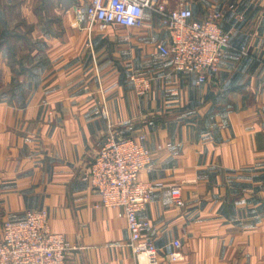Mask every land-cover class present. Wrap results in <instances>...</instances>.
I'll list each match as a JSON object with an SVG mask.
<instances>
[{
    "label": "crops",
    "instance_id": "1",
    "mask_svg": "<svg viewBox=\"0 0 264 264\" xmlns=\"http://www.w3.org/2000/svg\"><path fill=\"white\" fill-rule=\"evenodd\" d=\"M165 1L196 19L223 14L230 46L211 81L160 56L167 32L153 13L142 27L90 25L75 9L91 0H0V240L7 214L45 209L76 247L67 264H139L119 210L97 207L85 180L112 125L151 151L139 218L162 264H264V0ZM133 72L151 79L145 97Z\"/></svg>",
    "mask_w": 264,
    "mask_h": 264
},
{
    "label": "built area",
    "instance_id": "2",
    "mask_svg": "<svg viewBox=\"0 0 264 264\" xmlns=\"http://www.w3.org/2000/svg\"><path fill=\"white\" fill-rule=\"evenodd\" d=\"M155 14L167 32L157 51L175 71L194 75L199 84L212 80L221 70L225 49L230 46L231 33L222 26L223 14L213 11L196 19L188 7L169 8L165 0H91L86 7L75 9L77 23L142 27L146 13ZM130 82L138 97L151 91V79L144 73L133 72ZM108 120L105 103L97 112ZM145 136L120 137L109 125L99 142L96 155L85 180L99 193L97 207L119 210L130 233L129 247L138 263L162 264L158 249L144 234L150 228L147 220L139 218L151 201L154 185L141 180V173L152 163ZM175 204L184 206L182 187L171 189ZM176 251L169 255L172 262L181 259L179 240L173 242ZM65 234L52 231L49 213L45 209L27 211L22 220L7 214L2 222L0 264H67L69 253L75 249Z\"/></svg>",
    "mask_w": 264,
    "mask_h": 264
},
{
    "label": "rangeland",
    "instance_id": "3",
    "mask_svg": "<svg viewBox=\"0 0 264 264\" xmlns=\"http://www.w3.org/2000/svg\"><path fill=\"white\" fill-rule=\"evenodd\" d=\"M162 26V24L160 25V27ZM163 27V26H162Z\"/></svg>",
    "mask_w": 264,
    "mask_h": 264
}]
</instances>
